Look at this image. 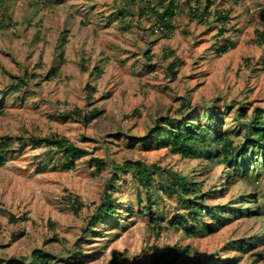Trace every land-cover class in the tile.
Wrapping results in <instances>:
<instances>
[{"label": "rangeland", "instance_id": "rangeland-1", "mask_svg": "<svg viewBox=\"0 0 264 264\" xmlns=\"http://www.w3.org/2000/svg\"><path fill=\"white\" fill-rule=\"evenodd\" d=\"M176 1L175 29L164 32L142 8L161 11L169 0H0V137L58 134L87 150L67 169L61 151L15 141L0 164V264L36 248L55 264H109L114 254L116 264H153L175 246L185 251L171 264H264L261 157L250 153L246 173L141 141L167 117H187L243 142L248 117L264 110V0H212L207 10V0ZM176 177L200 184L191 201L205 194L220 206L213 232L170 223L190 210ZM107 193L117 214L87 231ZM238 239L249 249L234 247Z\"/></svg>", "mask_w": 264, "mask_h": 264}, {"label": "trees", "instance_id": "trees-1", "mask_svg": "<svg viewBox=\"0 0 264 264\" xmlns=\"http://www.w3.org/2000/svg\"><path fill=\"white\" fill-rule=\"evenodd\" d=\"M205 9L207 10L212 4V0H207ZM149 3V2H148ZM147 3V4H148ZM179 8V4L176 0H169L168 4L161 11H159L155 6H149L142 8L143 13L152 12L156 18V23L160 30L164 32H171L175 29L172 23V18L176 15V11ZM219 18L227 19V15L220 14ZM222 27L221 32H224ZM257 41L264 44V29L257 30ZM66 42V38L62 37L59 47L61 48L63 43ZM230 47L229 43H224L218 48L219 53L226 52ZM61 55H63V50H61ZM149 59L152 58L148 55ZM172 63V66H175ZM52 72L57 73V69H52ZM26 82L21 78L14 88L17 90L21 89ZM186 105H184L185 107ZM78 113H81L79 110ZM100 111L98 109H92L91 112L84 114L87 122L95 119ZM70 116V115H69ZM247 116V115H245ZM211 120L213 118L217 119L216 113H211ZM244 140L240 144H235V141L229 134L230 132L222 131L221 129L212 128L211 125H202L201 123H194L187 117L181 119H175L167 117L160 128L156 129L147 138L141 139L142 143H148L152 141L153 144L170 146L171 151L174 153L181 154L187 157H201L204 156L206 159L217 164L231 163L237 170L243 169L246 172L248 168V159L252 156L250 154L252 151L257 157H261L263 168H264V110H256L254 115L248 117V120L244 124ZM229 131V130H228ZM17 142V147L24 148L29 145L34 147H40L42 145L47 146L49 149H55L61 151L63 155L67 158L66 163L63 166L67 169L74 168L75 161L80 159L82 156L87 154V150L75 144L70 138L64 135L52 134L46 136L29 135V136H10L4 135L0 137V164L4 163L7 159V154L10 150L14 149V143ZM214 146V151L213 147ZM18 148V149H19ZM14 149V150H18ZM256 157V158H257ZM255 161L254 159L252 160ZM258 162V160H256ZM90 162L95 165L102 166L104 161L99 157H92ZM127 165H132L131 162H125ZM247 173V172H246ZM141 180L146 186H150L151 181L145 171L140 172ZM231 181H227L225 186H230ZM173 188L180 194V197L186 201V207L189 210L188 215H176L170 219V223L183 228V230L188 235H193L199 233V231H209L213 232L216 225L221 223L223 218L222 209L220 206H208L204 199L205 194L201 195V201H191V192L197 194L200 190V184L196 182L189 181L186 177H176L172 182ZM218 190V189H216ZM184 195V197H183ZM107 199L101 205L97 207L96 212L89 220V227L87 231L93 230L95 222H99L109 217L115 216L117 211L113 204L112 194H106ZM186 197V198H185ZM240 199V197L238 198ZM258 209V208H257ZM239 210L238 207L233 206L231 208L232 212ZM250 211V210H249ZM203 212H206V216L211 218L212 223L209 224L202 218ZM12 218H15L12 216ZM152 221L156 222V217L154 213L151 212ZM196 222V223H195ZM195 224V226H194ZM215 224V225H214ZM159 225V224H156ZM234 247H238L242 250L249 249L250 245L246 240L238 239L233 244ZM185 249L178 246L173 247L170 251L164 253L160 258L157 257L153 264H171L172 260L180 256ZM236 258L232 259L234 262ZM56 257L50 252H46L43 249L36 248L31 256H22L20 259H15L14 261L19 264H55ZM119 260V255L114 254L109 264H116Z\"/></svg>", "mask_w": 264, "mask_h": 264}]
</instances>
